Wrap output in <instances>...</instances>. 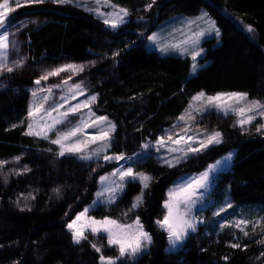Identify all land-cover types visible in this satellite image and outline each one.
<instances>
[{
  "label": "trees",
  "instance_id": "obj_1",
  "mask_svg": "<svg viewBox=\"0 0 264 264\" xmlns=\"http://www.w3.org/2000/svg\"><path fill=\"white\" fill-rule=\"evenodd\" d=\"M148 5L152 6L147 13L158 17L148 19L145 36L159 21L197 15L202 8L217 21L220 43L214 39L203 43L202 60L209 63L195 76L188 78L187 58L160 56L144 48L138 36L142 26L135 22L134 12L115 31L73 6L32 4L10 13L26 22L14 36L20 46L15 56H24L26 61L23 68L0 75V160L20 157L19 163L7 164L0 174V264H98V254L89 241L102 245L106 256L117 254L102 235L97 238L89 233L88 240L73 244L67 229L92 202L98 178L115 162L81 161L73 155L58 158L56 147L48 140L24 135L31 88L45 69L64 63L86 65L75 81H82L87 91L96 94L94 109L116 125L110 155H133L142 144L155 142L197 92L236 91L264 100V0H162L141 2L139 7ZM246 25L254 31L248 32ZM115 52L119 55L113 57ZM199 126L222 132L223 143L173 168L162 167L152 155L137 164L135 170L146 172L153 180L144 204L128 216L123 213L139 194L138 183L129 184L115 204L90 210L89 215L97 219L110 216L130 223L140 217L152 243L127 264H264L260 229L236 239L229 230L202 224L179 248L166 251V234L155 224L165 211L166 189L177 177L203 170L230 150L235 151L232 164L217 174L211 199L219 204L227 198L240 208L264 207V135L252 130L242 135L230 116L215 113H207ZM24 166L31 171L19 176L13 173ZM29 193L35 199H20L18 207L17 199ZM25 203L30 211L20 210ZM209 215L210 208H206L204 219ZM233 242L242 247H230Z\"/></svg>",
  "mask_w": 264,
  "mask_h": 264
},
{
  "label": "snow or ice",
  "instance_id": "obj_2",
  "mask_svg": "<svg viewBox=\"0 0 264 264\" xmlns=\"http://www.w3.org/2000/svg\"><path fill=\"white\" fill-rule=\"evenodd\" d=\"M43 3L82 8L84 11L94 14L113 31L125 24L130 15L127 8L118 6L112 0H15V6L10 5L9 0H0V75L23 68L26 61L24 56L13 57L12 55L19 53L20 47L19 42L14 38L15 32L23 28L26 22L17 21L9 14L16 11L18 7ZM147 7L151 8V5ZM104 9H108V11H104ZM194 24L198 28L197 31L191 30V26ZM245 27L248 32L254 31L251 25ZM185 28L188 31L176 30L180 32L182 39L174 38L162 43V37L158 33L148 35L146 39L150 44L156 45L162 53L179 50L181 55H190L193 61L191 74H195L199 67H202L197 62V57L201 56L203 52V49L199 47L201 39L213 34L219 38L221 32L217 27V21L207 12H202L195 20L186 21ZM118 55L119 52L113 53V57ZM85 68L84 64L66 63L45 69L34 80L33 83L36 87L31 89L32 101L27 109V125L24 135L48 140L57 147L58 151L55 154L58 158L73 155L81 161L102 159L105 163L115 162L118 165L107 175L99 177L102 187L96 193L93 206L97 203L109 206L115 204L128 185L136 183L140 185V192L134 197L131 207L123 213V216H128L129 212L144 204L145 193L150 188L153 177L146 172L136 171L135 166L143 163L145 159L152 158L151 147H154L157 152L163 149L167 153V155L157 157V161L162 167L173 168L186 161L189 156L199 155L210 146L223 143L222 132L216 130L208 132L206 129L197 128L194 130L193 128L196 115H203L210 109L214 108L218 114L224 116L236 117L233 127H238L242 135L249 132L253 123L259 119L262 122L255 125V132L264 135V102L249 100L247 93L229 92L206 95L201 91L191 98L184 113L177 117V123L172 125V130H165L164 135L159 136L154 144H142L140 146L143 150L141 153L126 155L121 152L110 155L108 152L112 147V133L115 132L116 125L107 116L96 115L92 110L91 105L96 102V95H88L83 101L78 99L80 96H85L82 81L70 83L73 77L83 72ZM61 73H68V75L62 77L57 84H46L49 78L60 76ZM72 101H76V103H72ZM82 109L87 111H82ZM71 117H76V119L73 120ZM90 128L95 130L94 133L87 132V129ZM176 129L179 131H174ZM50 134H54V138ZM91 145H96V147ZM230 160L231 154L224 157L222 161L217 160L215 164H209L207 169L198 176L181 178L168 189L166 198L162 202L165 211L161 218L155 220L160 231L167 235L168 251L178 248L190 233L197 231V224L203 221L198 220L197 216L193 214L194 209L203 202L204 194L209 191L212 183V176ZM19 161V156L14 157L12 161L0 160V174H3L2 170L7 164L19 163ZM12 171L19 176L31 169L24 166L20 170L13 169ZM4 182H8L7 175L4 176ZM54 192L58 193L59 189H54ZM20 199L34 200L35 196L29 193L19 197L16 201L18 207ZM226 207L231 208V203L229 202ZM226 207L221 206L215 215L219 216L226 211ZM26 209L31 210L26 203L20 207L21 211ZM90 210L91 207L79 212L67 224V229L71 233L73 244L76 245L88 240L89 233L97 238L101 234L106 237L107 246L114 248L117 254L106 256L103 253L102 245L89 241L92 249L98 254V264H127V261L135 260L151 245L152 235L145 230L139 216L128 223L110 216L97 219L89 215ZM262 223H264V217H259L255 221L239 218L227 225L220 224V227L221 229L235 227L247 237L249 233L246 229L249 224H252V230L255 231V228ZM259 243L264 244V240ZM229 246L234 249L242 247L238 242H233ZM261 257H264V252H261ZM224 259L227 260V257Z\"/></svg>",
  "mask_w": 264,
  "mask_h": 264
},
{
  "label": "rangeland",
  "instance_id": "obj_3",
  "mask_svg": "<svg viewBox=\"0 0 264 264\" xmlns=\"http://www.w3.org/2000/svg\"><path fill=\"white\" fill-rule=\"evenodd\" d=\"M156 1H162V0H112V2L113 3H115V4H117L118 6H120V7H124V8H127L129 11H130V14H132V12H134V15H133V17H134V19H135V22H137V25H141L142 27V30L141 31H139L138 32V36H139V38H140V41L144 44V48L146 49V50H148V51H154V52H156L158 55H160V56H175V57H181V58H187L188 60H189V71H188V78H190V77H193V76H195L196 74H197V72L198 71H200L201 69H203V68H205L207 65H208V61H203L202 59H203V57H204V55H205V48L203 47V43L205 42V41H207V40H211V39H214L215 41H216V44H219L220 43V37H221V35H220V37L219 38H216L215 37V35L213 34V35H211V36H206V37H204V38H202L201 39V41H200V45H199V47L200 48H202L203 49V52H202V54H201V56H199V57H197V62H198V64L199 65H202V67H199V69H198V71L195 73V74H191L192 73V68H191V66H192V64H193V61H192V59H191V56L190 55H181L180 54V51L179 50H175V51H167V52H164V53H162L157 47H156V45H154V44H150V42L146 39V37L148 36V35H151V34H153V33H158L161 37H162V43L165 41V40H167V41H171V40H173L174 38L175 39H182V37H181V35H180V32L179 31H176V30H178V29H183L184 31H188V29L187 28H185V22L186 21H189V20H195L198 16H200L201 15V13L202 12H207V10L205 9V8H202L201 10H200V12L197 14V15H193V16H186V15H175V16H171V17H169V18H166V19H164V20H162V21H159V22H157V23H155V26H154V28H153V30L148 34V35H144V30H145V28L148 26V24H149V22H148V19L150 20V19H152V18H157L158 17V14H154V15H152V14H149V13H147V12H149V9L150 8H148L147 6L146 7H143V8H141V7H139V5H140V3L141 2H151V3H155ZM9 2H10V5H12V6H15V0H9ZM67 6H71V5H67ZM152 6V5H151ZM79 9H82V8H79ZM147 9V10H146ZM83 10V9H82ZM84 11V10H83ZM104 11H108V9H104ZM86 13H89V14H91V15H93L97 20H99L94 14H92V13H90V12H87V11H85ZM208 13V12H207ZM9 16L11 17V15L9 14ZM130 16V15H129ZM129 18L130 17H128L127 18V22L125 23V24H127L128 23V21H129ZM100 22H101V20H99ZM103 24V23H102ZM125 24H123V25H125ZM104 25V24H103ZM123 25H121V26H123ZM105 26V25H104ZM120 26V27H121ZM106 27V26H105ZM119 27V28H120ZM106 28H108V27H106ZM109 30H112L111 28H108ZM117 30V29H116ZM191 30L192 31H197L198 30V28H197V26L194 24V25H192L191 26ZM113 31V30H112ZM141 34H143V35H141ZM13 55V57L15 56V53H13L12 54ZM64 64H66V63H64ZM63 65V64H62ZM68 75V73H61L60 74V76H57V77H51V78H49V84L46 82V84L47 85H53V84H57V83H59L60 82V80H61V78L62 77H65V76H67ZM78 76V75H77ZM77 76H74L73 77V80L72 81H70V83H73V82H75V83H78L77 81H75V79H76V77ZM42 83H45V82H42ZM34 87H36V85H34L33 86V88ZM33 88H31V89H33ZM84 89H85V96H80V97H78V99L79 100H81V101H83L84 99H86V96H88V95H96L95 93H93V92H89V91H87V88H85L84 87ZM201 92V91H200ZM236 92V91H235ZM197 93H199V92H197ZM197 93H195L194 95H196ZM218 93H229V92H218ZM238 93H244V92H238ZM217 93H213V94H207L206 93V95H216ZM193 95V96H194ZM192 96V97H193ZM191 97V98H192ZM191 98H190V100H189V102L191 101ZM248 99L249 100H257V99H251V98H249L248 97ZM32 101V96L30 97V102ZM259 101H261V102H264V100H259ZM30 102H29V104H30ZM189 102H188V104H189ZM72 103H76V101H72ZM188 104H187V106L185 107V109L188 107ZM91 108H92V110L96 113V115H99L97 112H96V110L94 109V104H92L91 105ZM185 109L182 111V113L181 114H183L184 113V111H185ZM82 111H87L86 109H82ZM207 113H215V114H217V115H221V116H224L223 114H218L217 112H216V110L213 108V109H210L208 112H204L203 113V115H196V117H195V122H194V124H193V128H194V130L195 129H201V130H205V129H203V128H201L200 126H199V122H200V120L207 114ZM180 114V115H181ZM179 115V116H180ZM194 115H195V113H194ZM100 116H105V115H100ZM231 118H232V121H233V124H234V121H235V119H236V117H234V116H232V115H229ZM224 117H227V116H224ZM71 119H73V120H75L76 119V117H71ZM108 119L110 120V121H112L113 122V120H111L109 117H108ZM262 121H260L259 119L257 120V121H255L254 123H253V125L251 126V130L253 131V133H255V134H258V133H256L255 132V125L256 124H258V123H261ZM114 123V122H113ZM177 123V118H176V120H175V122L173 123V124H176ZM115 124V123H114ZM172 124V125H173ZM172 125L170 126V127H168V128H165V129H163L161 132H160V134L158 135V137L159 136H161V135H164V132H165V130H172ZM94 129H87V132L89 133V134H91V133H94ZM174 131H179V129H176V130H174ZM208 132H210V131H208ZM182 134V133H181ZM50 135H52L53 136V138H54V134H50ZM175 138V137H174ZM147 143H149L150 145L151 144H154V142H147ZM55 146V145H54ZM92 147H96V145H91ZM214 146V145H213ZM56 147V146H55ZM210 147H212V146H210ZM209 147V148H210ZM208 148V149H209ZM56 150L58 151V149H57V147H56ZM56 151V152H57ZM143 150L141 149V147H140V150H139V152H137V153H141ZM205 152V151H204ZM234 150H230L229 152H227L226 154H224V155H222V156H220L219 158H217L216 160H214L213 162H211V163H209V164H215L216 163V161L217 160H223V158L224 157H226V156H228L229 154H231V160L230 161H228L226 164H224V165H222L218 170H217V172L212 176V183L210 184V188H209V191L207 192V193H205L204 194V199H203V202L201 203V204H198L197 205V207H196V209H194V212H193V214L195 215V216H197V218H198V220H202L203 222L202 223H198L197 224V228H198V226H200V225H202V224H205V225H208V226H210V227H215L216 228V230H218V231H221V230H229V233L233 236V237H235L236 239L237 238H240V237H242V236H244L243 235V233L242 232H239L235 227H224L223 229H221V227H220V224H225V225H227V224H230V223H232L233 221H235V220H237V219H239V218H243V219H246V220H250V221H255V220H257V218H259V217H264V207H253V208H251V207H246V208H240V207H235V206H232L231 208H227L226 206H227V204L229 203V200L227 199V198H225L221 203H219V204H215L214 202H213V199H211V197H210V193H211V190H212V188L214 187V181H215V178H216V176H217V174L218 173H220V172H223V171H226V170H228L229 169V167L231 166V164H232V160H233V156H234ZM150 153H151V155L152 156H154L155 158H156V160H157V157L158 156H160V155H167V153H165L164 152V150L163 149H161V151L160 152H157L156 150H155V148L154 147H151L150 148ZM203 153V152H202ZM201 154V153H200ZM194 156H196V155H192V156H189V158L188 159H190V158H192V157H194ZM76 157V156H75ZM187 159V160H188ZM101 161H104V160H102V159H100ZM114 163V162H113ZM121 163H123V162H121ZM159 163V162H158ZM160 164V163H159ZM209 164H207L206 166H205V168L203 169V170H201V171H199V172H197V173H187V174H183V175H181V176H179V177H177L171 184H170V186L166 189V193H167V191H168V189L169 188H171V187H173V185H174V183L175 182H177V181H179L181 178H184V177H195V176H198L200 173H202L203 171H205L206 169H207V167H208V165ZM161 165V164H160ZM116 167H118V165L115 163V164H113L112 166H111V168H110V170H108L107 172H105V173H103L102 175H107L108 173H110L114 168H116ZM101 175V176H102ZM98 183H97V189H96V191H95V194H94V198H93V200H92V202L86 207V208H89V207H91V209H95L96 207H98V206H100V205H105V204H103V203H97L96 205H94L93 206V201L94 200H96V193L98 192V191H100L101 190V184L99 183V178H98V181H97ZM139 184V183H138ZM165 193V194H166ZM134 199V198H133ZM133 199H132V201H133ZM106 206H109V205H106ZM221 206H225L226 207V211H224V212H222L219 216H217V215H215V213L217 212V210L221 207ZM206 208H210V215L207 217V220L206 219H204V211H205V209ZM83 211V210H82ZM255 229H260V231H262L263 233H264V223H262V224H260V225H258ZM262 229V230H261ZM247 231H251L252 230V224H249L248 226H247V229H246ZM191 234V233H190ZM102 236H103V234H101ZM264 236V235H263ZM106 238V237H105ZM166 239H167V235H166ZM182 245V244H181ZM180 245V246H181ZM179 246V247H180ZM178 247V248H179ZM168 248H169V245H168V240H167V246H166V251H168ZM148 249V248H147ZM177 249V248H176ZM147 251V250H146ZM145 251V252H146ZM173 251V250H172ZM144 252V253H145ZM142 255V254H141ZM140 255V256H141ZM139 257V256H138ZM137 257V258H138ZM136 258V259H137ZM135 259V260H136ZM134 261V260H133ZM133 261H127V262H133Z\"/></svg>",
  "mask_w": 264,
  "mask_h": 264
}]
</instances>
